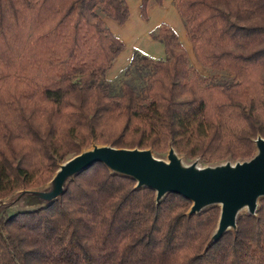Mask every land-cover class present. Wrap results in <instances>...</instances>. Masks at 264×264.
I'll return each mask as SVG.
<instances>
[{
	"label": "trees",
	"instance_id": "obj_1",
	"mask_svg": "<svg viewBox=\"0 0 264 264\" xmlns=\"http://www.w3.org/2000/svg\"><path fill=\"white\" fill-rule=\"evenodd\" d=\"M162 0H139L146 7ZM201 76L175 34L148 35L163 56L134 50L115 82L126 0H0V201L46 185L92 144L170 146L205 165L252 156L264 138V0H173ZM140 76L139 80L132 73ZM94 163L48 203L0 217V264H264V198L213 243L218 207L134 188Z\"/></svg>",
	"mask_w": 264,
	"mask_h": 264
},
{
	"label": "water",
	"instance_id": "obj_2",
	"mask_svg": "<svg viewBox=\"0 0 264 264\" xmlns=\"http://www.w3.org/2000/svg\"><path fill=\"white\" fill-rule=\"evenodd\" d=\"M253 145L255 151L246 160L197 167L194 162L183 165L170 146L163 160L149 149L92 144L60 163L43 189H21L15 197L26 194L48 203L62 193L67 179L100 163L111 173L132 178L134 188L153 190L155 203L166 193L187 199V216L217 206L216 225L207 240L210 244L225 231H234L242 209L253 215L258 199L264 198V138L256 136Z\"/></svg>",
	"mask_w": 264,
	"mask_h": 264
},
{
	"label": "rangeland",
	"instance_id": "obj_3",
	"mask_svg": "<svg viewBox=\"0 0 264 264\" xmlns=\"http://www.w3.org/2000/svg\"><path fill=\"white\" fill-rule=\"evenodd\" d=\"M126 4L128 7V16H127V19L124 21L125 27L121 29L120 28L121 25H116V26H118V28L120 29L118 32L121 33L123 31L122 32L123 35L127 32L130 33L129 36L127 37V39H125V37L123 36L125 40L123 39L124 43H122V45L125 44V50L124 51L127 52V50H129L127 52L128 55H130L128 58V61H129L131 54L134 50H136L139 53H141L147 57H150V58H155V59L161 58V57H153V55H151L149 52L146 51V49H148V45H149L148 42L152 41V39L149 37L148 33L150 30H152L154 27H156L158 24L161 23L160 21H157L159 18H161V17L168 18L169 12L167 10H164L163 8L162 9L159 8V6L162 5V2L159 5L152 3L146 7L145 18H142L140 15V11H139L138 0H126ZM155 22L157 23V25H155ZM162 23H163V21H162ZM180 24H182V21ZM152 25H154V26H152ZM182 26H183V24H182ZM144 30L146 32L142 33ZM176 30L177 31L172 30L175 34L176 44L179 46H182V47L189 44L186 35L185 34L182 35L181 27L179 28L177 26ZM141 33H142V35H140ZM114 35L117 38H119L118 35H116V34H114ZM181 36L183 37L184 40L181 39ZM141 37H143V39H145L148 42H145L143 45H140ZM149 40H151V41H149ZM156 42L158 45L159 44L161 45L160 42H158V41H156ZM157 44H155V45H157ZM185 47L188 51V52H186V55H187L189 65L195 72H197L201 76H209V75H212L215 73L212 71L205 70L200 65H198L191 56L190 45L189 46L187 45ZM184 50H185V48H184ZM128 61L123 66H121L120 68L119 67L115 68L114 64H113V66L111 65L110 66L111 69H108V71L106 72V75H105L107 81H109L111 83L115 82V80L118 79L122 69L127 65ZM137 73L138 72L132 73L131 75L134 79L137 78L139 80L140 76ZM254 151H255V148H254ZM254 151H253V153H254ZM155 157H157V156H155ZM178 157L180 158V161L183 165H187V164H190L191 162H194V164L197 167L207 166V165L203 164L200 161V159L197 157L192 158L190 160L185 159L182 156H178ZM157 158L165 160V154H163L161 157H157ZM229 162L233 163V161H229ZM45 186L37 188V189H43ZM16 195H17V192H14L10 197L6 198L3 201H0V217L7 215V214H11V213L18 211V210L30 209V208H34L36 206H39L41 204H44V202H40L36 199H34L35 201L32 200L26 194L15 197ZM243 212H244V209H242L240 211V213H243Z\"/></svg>",
	"mask_w": 264,
	"mask_h": 264
},
{
	"label": "crops",
	"instance_id": "obj_4",
	"mask_svg": "<svg viewBox=\"0 0 264 264\" xmlns=\"http://www.w3.org/2000/svg\"><path fill=\"white\" fill-rule=\"evenodd\" d=\"M138 2H139V0H138ZM172 2H173V0H163L162 1V5H160L159 8L160 9L163 8L164 10H167L169 12V16H168V18L161 17L157 21H160L161 23L163 21V23L167 24L172 30H175V31H177L176 30V27L177 26L179 28L181 27V29H182V35H183V34H185L184 27L182 26V24H180L181 23L180 18L178 16L176 10L174 9V6H173V3ZM103 22L107 26V28L113 34L118 35V37L121 39L122 43H124V40L127 39V37L129 36L130 33L127 32V33H125L123 35V33H122L123 31L121 33L118 32L120 29L118 28V26H116L117 24L114 23L109 18H104L103 19ZM155 25H157L156 22H155ZM152 26H154V25H152ZM124 27H125V25H124V22H123V24H121L120 28L122 29ZM144 32H146V31L144 30L142 33H144ZM142 33L140 35H142ZM123 36L125 37V39H124ZM181 39L184 40L182 36H181ZM149 41H151V40H149ZM145 42H148V41H146L145 39H143V37H141L140 45H143ZM155 42H156V40H153L152 39L151 42H148L149 43L148 49H146V48L145 49H146L147 52H149L151 55H153V57H162L163 56V48H162V45H160V44L158 45L157 42L156 43ZM155 44H157V45H155ZM187 45L189 46L190 44H187ZM187 45H185V46H187ZM185 46H183V47L185 48V51L188 52ZM124 50H125V44H123L122 49L117 54V56L114 58V60H113V62L111 64L112 66L114 64L115 68H118V67L120 68L121 66H123L128 61V58H129L130 55H128L127 52L129 50H127V52H125ZM191 56H192V53H191ZM192 58H193V56H192ZM109 69H111V68H109Z\"/></svg>",
	"mask_w": 264,
	"mask_h": 264
}]
</instances>
